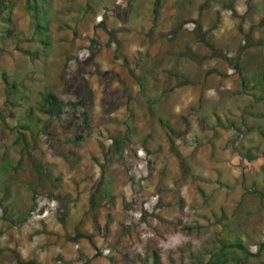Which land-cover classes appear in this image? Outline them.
<instances>
[{
	"label": "rangeland",
	"instance_id": "1",
	"mask_svg": "<svg viewBox=\"0 0 264 264\" xmlns=\"http://www.w3.org/2000/svg\"><path fill=\"white\" fill-rule=\"evenodd\" d=\"M262 90L264 0H0V264H264Z\"/></svg>",
	"mask_w": 264,
	"mask_h": 264
},
{
	"label": "trees",
	"instance_id": "2",
	"mask_svg": "<svg viewBox=\"0 0 264 264\" xmlns=\"http://www.w3.org/2000/svg\"><path fill=\"white\" fill-rule=\"evenodd\" d=\"M2 79L3 82L7 83L6 78L4 75H2ZM261 97L264 98V90H262V95ZM55 98L53 95L51 94H47L44 98H43V104H41V107L45 104L52 106L54 104ZM49 111V115L53 116V112ZM26 219H24L25 221ZM23 221V222H24ZM232 248H236L237 250L241 251L242 254L244 256H248L250 255L249 252L242 246L239 244H224L217 252H215L214 254H212V256L210 257V259L208 260L207 264H227L229 261L228 255L231 253L236 254L235 251L233 250H229ZM235 261V264H240L239 259H237V257L233 256L232 257Z\"/></svg>",
	"mask_w": 264,
	"mask_h": 264
}]
</instances>
